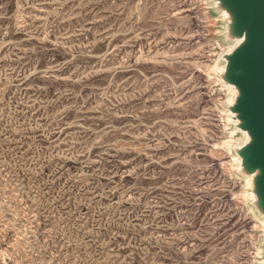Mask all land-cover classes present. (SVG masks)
Returning a JSON list of instances; mask_svg holds the SVG:
<instances>
[{
	"label": "rangeland",
	"instance_id": "374dc122",
	"mask_svg": "<svg viewBox=\"0 0 264 264\" xmlns=\"http://www.w3.org/2000/svg\"><path fill=\"white\" fill-rule=\"evenodd\" d=\"M225 12L0 0V264H264Z\"/></svg>",
	"mask_w": 264,
	"mask_h": 264
},
{
	"label": "water",
	"instance_id": "95a60500",
	"mask_svg": "<svg viewBox=\"0 0 264 264\" xmlns=\"http://www.w3.org/2000/svg\"><path fill=\"white\" fill-rule=\"evenodd\" d=\"M219 2L223 9L232 12L230 35L235 38L247 33L246 42L230 56V74L225 80L241 90L233 110L244 121L242 128L249 129L253 137L243 150V165L249 172L259 170L254 180L264 212V0Z\"/></svg>",
	"mask_w": 264,
	"mask_h": 264
},
{
	"label": "bare ground",
	"instance_id": "6f19581e",
	"mask_svg": "<svg viewBox=\"0 0 264 264\" xmlns=\"http://www.w3.org/2000/svg\"><path fill=\"white\" fill-rule=\"evenodd\" d=\"M227 9V8H226ZM228 10V9H227ZM225 14H227V17L229 16V14H232L231 11H226ZM247 40V33L245 32L244 35L242 37H239L236 43L230 44L228 46V49L222 54V57L225 58L227 60V63L224 67L221 68V73L223 74L225 79H228L229 77V63H230V56L240 47L242 46ZM225 87H227L234 95V97L232 98L231 104H233V106L236 104L237 99L239 98V96L241 95V90L238 88V86L230 81H228L227 85H224ZM232 115H235L236 120L239 122L240 125V129L243 136H244V142L240 145L239 147V152H240V161L243 164L244 163V157H243V150L246 146H248L252 141H253V137L252 134L250 132L249 129H244L242 128V124L244 123V121L239 118V115L237 112H233L231 113ZM259 170L257 169L256 171L251 173V178L248 179V184L251 185V182L253 180V177L255 178V176L258 175ZM253 198H255L256 200L261 199V195L260 193L254 192L252 193Z\"/></svg>",
	"mask_w": 264,
	"mask_h": 264
},
{
	"label": "crops",
	"instance_id": "0c3cea01",
	"mask_svg": "<svg viewBox=\"0 0 264 264\" xmlns=\"http://www.w3.org/2000/svg\"><path fill=\"white\" fill-rule=\"evenodd\" d=\"M226 39L228 40V39H233V37L230 35V33H229V30L227 31V33H226Z\"/></svg>",
	"mask_w": 264,
	"mask_h": 264
}]
</instances>
